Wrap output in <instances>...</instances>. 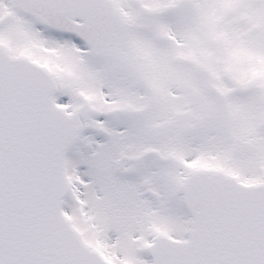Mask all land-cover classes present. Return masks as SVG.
Here are the masks:
<instances>
[{
  "label": "snow or ice",
  "instance_id": "obj_1",
  "mask_svg": "<svg viewBox=\"0 0 264 264\" xmlns=\"http://www.w3.org/2000/svg\"><path fill=\"white\" fill-rule=\"evenodd\" d=\"M0 264H264V0H0Z\"/></svg>",
  "mask_w": 264,
  "mask_h": 264
}]
</instances>
